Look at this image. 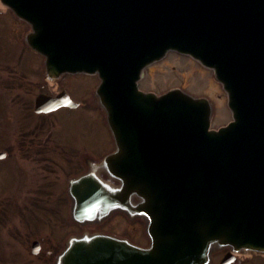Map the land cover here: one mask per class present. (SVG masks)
Instances as JSON below:
<instances>
[{
    "label": "water",
    "instance_id": "obj_1",
    "mask_svg": "<svg viewBox=\"0 0 264 264\" xmlns=\"http://www.w3.org/2000/svg\"><path fill=\"white\" fill-rule=\"evenodd\" d=\"M0 2L31 25L26 41L45 58L50 79H101L96 95L116 144L104 164L121 190L91 176L76 180L75 218L95 220L105 202L103 213L132 211L135 193L143 199L135 212L148 220L147 250L84 235L70 238L55 264H207L213 247L227 246L264 253V0ZM168 51L214 70L232 122L210 130L206 99L138 89L141 71ZM63 106H77L65 91L39 95L34 110Z\"/></svg>",
    "mask_w": 264,
    "mask_h": 264
},
{
    "label": "rangeland",
    "instance_id": "obj_2",
    "mask_svg": "<svg viewBox=\"0 0 264 264\" xmlns=\"http://www.w3.org/2000/svg\"><path fill=\"white\" fill-rule=\"evenodd\" d=\"M2 8L0 7V112L5 124L0 125V138L6 143L0 144V152H6L7 156L0 161V264H48L46 257L42 256L47 255L50 250L46 247L49 244L47 223L53 220L55 211L51 212L49 202L55 203L61 196V191H56L57 194L52 191L45 193L38 188V181L44 182L45 179L41 173L42 168L31 158L23 156V151L16 143L21 136L52 137L54 140L65 138L70 139L69 142L81 140L82 143H91V146L100 145L96 149L110 148L108 144L111 143V133L105 123L106 113L95 96L98 81L85 74L64 76L49 88L55 94L61 89L66 90L71 99L78 103L75 109H59L50 117L30 120V124L24 127L23 124L28 120L24 117L21 119L20 115H25L26 104L35 95L36 89L32 85L38 82V78L25 71L26 67L22 68L20 60L35 64L39 59L24 43V46L14 43V39L22 36L28 28L12 18L9 10ZM4 62L7 64H2ZM5 68L8 70L4 73L2 69ZM17 72H22L23 76L17 77ZM144 74L146 76L142 86L150 91L157 93L182 86L195 93L206 92L214 98L216 104L220 103L221 99L215 98L218 89L210 81L211 78L214 80L213 74L205 72L197 62L193 63L188 58L168 55L164 62L149 66ZM8 83L14 86H9ZM192 92L190 93L194 94ZM220 94L218 92L217 96ZM219 105L221 108L218 107L217 112L221 116L220 120L213 119L214 125H219L222 120H228L231 116L225 99ZM27 148L31 150L29 146ZM53 177L62 185L65 175L56 169ZM42 203L48 209L35 207ZM57 210L60 215H64L65 211ZM114 222L115 220L112 224ZM113 227L124 230L125 223L119 220ZM35 240L40 245L44 241L41 245L42 252L40 249L36 255L31 252V242ZM225 249L213 247L209 257Z\"/></svg>",
    "mask_w": 264,
    "mask_h": 264
},
{
    "label": "flooded vegetation",
    "instance_id": "obj_3",
    "mask_svg": "<svg viewBox=\"0 0 264 264\" xmlns=\"http://www.w3.org/2000/svg\"><path fill=\"white\" fill-rule=\"evenodd\" d=\"M10 16L14 18L11 14ZM19 22H21L26 27L25 23H23L22 21ZM27 28L29 27L27 26ZM25 35L26 33L22 36H18L16 39L12 37V39L15 40L14 43H16V45L21 44L22 46L25 45L26 47H28L25 43ZM38 59L39 60H36L35 64L34 62H26L24 59L20 60L22 68L24 69V67H26L25 71L27 70L28 72L36 75V77L38 78V82L34 84V86L32 85V88L36 89L35 95L27 102L25 115L24 116L22 114L20 115L21 119H23L24 117L26 120H28V122L26 121L25 124H23L25 128L27 124H30L29 123L30 120L38 119L39 117H50L53 114L52 112L47 114L45 113L36 114L33 111L34 100L37 95L39 94H46L48 96L55 95L53 91L49 90L50 86H53V82L48 79V76L45 72V68L43 65L44 60L42 57H38ZM188 60L193 62L189 58ZM2 64H7V63L4 62ZM33 69H36V71H30ZM7 70L8 68L2 69L4 73ZM147 70H149V67L145 71ZM144 72L139 82V85L141 87L140 89L144 92H150V89H145L142 86L146 76ZM17 73H18V75H16L17 77L20 78L23 76L22 72H17ZM210 81L218 89L217 92L215 91L216 92L215 98L216 99L219 98V100L226 99V96L222 91L221 85H219L217 82H214L213 79ZM7 85L14 86L12 83H8ZM179 88H183V87L180 86ZM218 92H221V94L217 96ZM157 93H161V92H157ZM195 95L208 96L206 92H200V93L197 92ZM211 99H213V110L214 112H217L218 107H220L219 104L221 103V100L220 103L216 104L214 98L211 97ZM227 122L228 121H225L215 127L218 128L222 125H225ZM4 124H5V119H3V116L0 112V125H4ZM68 140L70 139L64 138V139L54 140L52 137L26 138L24 136H21L16 143L17 146H20L21 151H23L22 153L23 156L31 158L36 163H38V165H40V167L42 168L43 172L41 173H43L45 179L44 182H41L40 180L38 181L39 184L38 188H41V191L45 193H49V192L51 193L52 191L57 194V192L61 191L59 194L61 196H59L56 199L55 203L49 202L51 212L54 210L55 211L53 212V220H50L47 223L48 235H49V240L47 241V243L49 244L46 247L47 248L49 247L50 250L47 251V255L45 256L43 255L42 257H46L45 259L47 260L48 264H54V260L57 254L63 250L67 239L71 235H83V234L109 235V236L126 239L139 248H147L150 243L149 237L146 234L147 220L144 217H142V215L137 214L135 212V208L141 206L143 200L140 199L139 196L135 193H132L128 199L129 206L132 208V211H129L130 213L128 212L127 214H124L120 211H114L108 214L107 216L99 217V219L95 222H88V221L79 222V221H74L72 219L73 211H75V209L77 208H81L79 206L80 204L77 202L76 197L73 196L74 189L72 188L71 190V183L73 181H75L76 179H78L79 177L85 174L92 172L98 177L99 180H101L106 185L107 189H109L112 192L120 191L121 185L118 180L114 179L105 171L106 165H104L103 167L101 166L102 160L108 154L114 151L113 139L109 140L111 142L108 144L109 146H111L110 148H100V149L95 148L100 145H93L94 146L93 147L91 146V143L90 144L82 143L81 140L77 142L75 140L69 142ZM4 143L6 142L2 141L0 138V144H4ZM27 146H29L31 150H28ZM2 160L0 159V161ZM56 169L58 171L59 170L62 171L65 175L62 185L61 183H57L53 177V174H55ZM97 192L103 194V189H101L100 186H97ZM37 198H39V196H37ZM45 205L42 203V205H35V207L48 209L45 207ZM98 208H107V204L101 203V205H99ZM57 209H62L63 211H65L64 215H60ZM114 220H115V222L113 223L114 225L118 223L119 220H122L125 223L124 230L113 227L112 222ZM40 231L42 233V230ZM37 242L39 243V241ZM43 242L44 241H41V245ZM41 245L39 243L38 248L39 251L41 249L42 252ZM229 254H230V250L228 249L216 252V254L213 257H211L210 264H221L222 259L228 256ZM232 264H264V256H260L256 254H251V255L241 254L239 256H235L234 262H232Z\"/></svg>",
    "mask_w": 264,
    "mask_h": 264
},
{
    "label": "bare ground",
    "instance_id": "obj_4",
    "mask_svg": "<svg viewBox=\"0 0 264 264\" xmlns=\"http://www.w3.org/2000/svg\"><path fill=\"white\" fill-rule=\"evenodd\" d=\"M0 7L2 8L3 6L0 5ZM3 9V8H2Z\"/></svg>",
    "mask_w": 264,
    "mask_h": 264
}]
</instances>
